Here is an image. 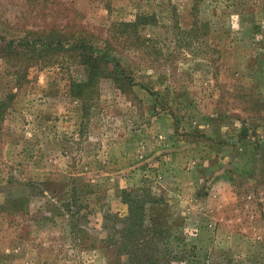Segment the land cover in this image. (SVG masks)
<instances>
[{
    "label": "rangeland",
    "instance_id": "374dc122",
    "mask_svg": "<svg viewBox=\"0 0 264 264\" xmlns=\"http://www.w3.org/2000/svg\"><path fill=\"white\" fill-rule=\"evenodd\" d=\"M192 3L0 0V264H136L103 217L123 189L157 197L135 259L161 235L170 264H264V0H204L205 40L179 45ZM78 34L144 86L80 90Z\"/></svg>",
    "mask_w": 264,
    "mask_h": 264
},
{
    "label": "trees",
    "instance_id": "16d2710c",
    "mask_svg": "<svg viewBox=\"0 0 264 264\" xmlns=\"http://www.w3.org/2000/svg\"><path fill=\"white\" fill-rule=\"evenodd\" d=\"M203 2L204 0H193L191 6L192 20L189 26L182 27L174 19L170 20L172 26H169V34L167 36H171L170 39L172 41H177L176 43H179V45L186 44L187 46H190L189 44L191 43L196 44L197 42L202 44L201 42L205 40L208 34V29H206V27H208V22L207 20H203L200 16V5ZM140 20L141 17L136 16L135 19L126 22V25L130 27L128 30H124L126 34L129 33L128 37L133 36V34L137 35L136 29L140 24ZM41 32L43 33L44 31ZM110 39L111 38H100L97 36H82L80 34L76 36L75 48L78 53L77 60L84 65L86 72L85 80L76 83V86L80 90L85 88L89 89L93 86L94 82L98 80V77L100 78L102 76L113 78L115 82L122 81L125 76L129 83L141 85L121 67V63L117 57L119 53L115 51L114 43H112ZM8 44H10V42H7V45L4 46H8ZM8 47L5 49H8ZM141 86L143 87L144 85ZM148 92L153 96L156 95V92L150 88H148ZM157 105L158 103L154 101L155 111L160 110L157 109V107L163 108ZM262 120L264 121V114L262 115ZM177 123H179V121H177ZM244 128L245 127L241 129V136L247 135V130L243 132ZM142 192V194L134 196L131 191L123 189L121 191V200L123 203H127V213L122 214L105 211L103 217L106 218V220L113 221L115 224L113 229L118 233L119 241L122 247L125 248V251L128 252V259L131 262L136 264H170L173 259L181 255L178 252H174V247L171 244V240H169V236L159 235L148 240L149 244L145 246V248L154 250V253H143L141 259L140 257L139 259H135L137 251L132 248L133 245H136L137 241L140 242L139 239L145 244L146 240L144 237L146 232L149 230H156V228L159 227L157 222L159 218L155 211L157 210L155 206L157 197L148 190ZM144 257L146 259H144Z\"/></svg>",
    "mask_w": 264,
    "mask_h": 264
}]
</instances>
